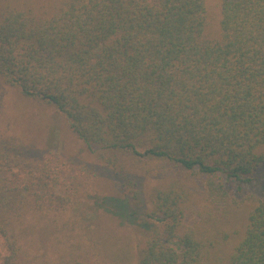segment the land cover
Listing matches in <instances>:
<instances>
[{
	"label": "trees",
	"instance_id": "1",
	"mask_svg": "<svg viewBox=\"0 0 264 264\" xmlns=\"http://www.w3.org/2000/svg\"><path fill=\"white\" fill-rule=\"evenodd\" d=\"M12 1L0 0V79L53 108L121 175L132 209L107 199L146 231L140 264H264V199L255 196L242 238L226 259L218 254L239 205L226 182L251 183L264 166V0H220L217 38L206 0H51L45 13ZM64 165L52 149L38 179L64 186L66 196L52 197L66 207L79 187ZM155 172L171 179L148 200L141 177ZM17 187L1 193L11 204L0 218L19 206ZM7 225L3 264H19Z\"/></svg>",
	"mask_w": 264,
	"mask_h": 264
},
{
	"label": "rangeland",
	"instance_id": "2",
	"mask_svg": "<svg viewBox=\"0 0 264 264\" xmlns=\"http://www.w3.org/2000/svg\"><path fill=\"white\" fill-rule=\"evenodd\" d=\"M12 2L34 6L39 13L55 7L51 0ZM206 3L210 22L208 36L217 38L220 0H206ZM52 149L60 153L65 163L66 180L79 187L74 193L77 200L66 207L52 197L66 196V188L52 184L45 187V179H38L39 169ZM121 163L130 172L131 164L124 157ZM57 168L60 167L57 165ZM120 176L88 152L63 116L51 107L24 98L18 89L5 85L0 79V194L4 189L12 192L11 187L21 188L17 197L19 206L9 209V217L0 218V229L10 222L8 234L15 236L21 248L19 264H140L139 250L146 231L123 222L115 215L119 209L114 206H120L119 203L107 199L113 197L129 203ZM147 176L141 177L142 191L147 199L171 179V174L164 177L157 172L151 178ZM226 188L239 205L224 220V228L233 234L231 240L218 249L224 259L243 236L250 210L248 198L264 199V166L253 175L251 183L227 181ZM8 195H0V208L3 203L11 204ZM35 195L41 196L39 204L35 203ZM105 243L111 245L106 252L102 246ZM7 253L5 237L0 230V264Z\"/></svg>",
	"mask_w": 264,
	"mask_h": 264
}]
</instances>
